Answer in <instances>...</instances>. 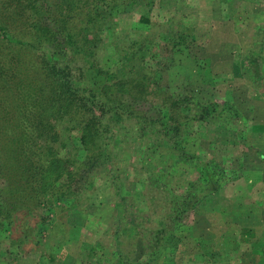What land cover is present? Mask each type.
<instances>
[{
    "label": "rangeland",
    "instance_id": "1",
    "mask_svg": "<svg viewBox=\"0 0 264 264\" xmlns=\"http://www.w3.org/2000/svg\"><path fill=\"white\" fill-rule=\"evenodd\" d=\"M122 7L112 13V32L115 34L94 42L95 48L99 47L98 53L95 51L96 58H90L77 49L72 54L70 50L66 53L65 60L71 65L74 63L85 74L82 82L77 83L81 80L76 78L74 85L94 88L105 83L104 77L96 74L94 65L117 68L120 56L109 50L110 45L114 42L121 44L127 36L132 37L139 32L148 41L146 47L136 53V58L137 64L145 71L143 82L147 84L145 98L149 103L164 107L163 111L167 113L171 103L175 102L181 118L188 114L185 112L188 107L199 109V104L211 106L217 102L230 103L241 114L232 120L193 121L191 130L185 132L188 152L204 156L208 161L237 164L244 170L239 179L210 194L196 208L187 223L170 237L156 264H264V0H156L149 12L136 9L135 13ZM105 11L103 9L107 14ZM141 15L147 16L151 24L138 23ZM7 16L9 20H17L12 18V13ZM3 17L6 15L0 11V18ZM82 19L78 15L75 21H71V24L75 22V29L85 25ZM1 23L2 19L0 61L4 60L3 65L9 67L14 63L9 51L27 52L25 55L34 69L35 78L46 82L48 78L42 75L43 54L12 48L13 45L5 47L2 40L6 29H2ZM170 25L174 30H186L187 34L183 38L184 43L175 49H172L171 41L179 39H171L168 33ZM16 37L22 40L33 38L27 31L19 32ZM83 42V46H87ZM6 82L9 83L8 80ZM9 85L13 87V84ZM44 85L51 93L49 82ZM9 96L4 109L8 112L2 113L0 106V176L8 172L3 161L5 149H10L9 154L12 155L20 148L12 140L21 133L29 135L31 129H35L34 134H43L41 130H44L41 125H28L21 131L17 125L14 129L16 120L24 117L17 114L16 99L11 93ZM9 116H13V124L7 121ZM38 117L46 126L55 127L58 121L52 109L45 110L44 114L37 113L30 119ZM7 125L13 127L9 129ZM65 125V122L59 125V130H63ZM60 133L54 137L57 138L55 144L68 138L66 131ZM76 145L79 146L77 141ZM117 147H125L126 151V159L118 167L120 182L129 189L127 194L131 201L139 208H145L143 183H134L133 188L131 183L145 172H155L163 158L161 155L168 149L167 145L154 144L149 148L136 145L132 154L133 145L125 136H120ZM43 157L46 158L45 155ZM82 157L79 151L77 160ZM50 165V168L65 170L68 164ZM70 166L74 169L76 164ZM178 168L170 173L169 178L171 185L179 189L194 180L195 173L188 166L179 165ZM106 173L107 167L103 163L89 170L94 190L89 193V200L78 208L70 207L72 199L65 194L68 183L63 181L57 183L54 196H48L46 190L42 198L16 203L7 216L2 205L9 197L10 189L0 177V264H81L79 253L82 245L94 246L111 224L114 214L110 207L113 194L108 187ZM94 177L98 179L94 180ZM251 204L257 205L259 210L249 208ZM258 212L261 214L259 218L255 217ZM160 222V215L152 217L153 224L159 225ZM58 223L69 226H53ZM68 234L70 239H67ZM47 254H52L53 262H47ZM94 259H101L99 248H96Z\"/></svg>",
    "mask_w": 264,
    "mask_h": 264
},
{
    "label": "trees",
    "instance_id": "2",
    "mask_svg": "<svg viewBox=\"0 0 264 264\" xmlns=\"http://www.w3.org/2000/svg\"><path fill=\"white\" fill-rule=\"evenodd\" d=\"M155 2L156 0H0V11L6 15L0 18L2 29H6L2 40L4 46L13 45L12 48L43 54L42 75L48 78L46 82H49L51 90V93L47 92L44 85L46 82L35 78L34 69L25 55L27 52L9 51L14 60L9 67L3 65V59L0 61L2 113L8 112L4 109L11 93L16 99L15 105L19 111L17 114L24 117L16 120L14 129L17 125L20 131L28 128V125H41L44 129L41 130L43 134H34L35 129L29 130V135L19 134L12 143L20 148L12 155L9 154L10 149H5L3 161L8 172L0 177L10 193L6 203L2 205L5 207L3 213L7 216L9 209L13 210L16 203H29L31 199L42 198L46 190L48 196H54L57 183L63 181L68 183L63 185L67 190L65 194L72 199L70 207L78 208L89 200V193L94 190L89 170L103 163L107 167L108 187L113 194L110 207L114 214L111 224L105 228L94 246L82 245L79 253L81 264H156L170 237L187 223L188 217L196 208L210 194L239 179L244 170L237 164L233 166L228 162L208 161L206 157L199 154L195 156L185 148V132L191 130L193 121L208 123L232 120L241 115L233 105L227 102H217L211 106L199 104V109L188 107L185 110L188 114L181 118L177 114L178 105L175 102L171 103L166 113L163 111L164 107L154 106L145 98V71L137 64L136 58V53L142 51L148 43L143 33L127 36L121 44L114 42L110 45L109 50L120 56L117 68L94 65L96 74L104 77L105 83L94 88L73 84L77 82L76 78L81 80L77 83L82 82L85 74L74 63L71 65L70 61L65 60L66 53L70 50L72 54L77 49L90 58H96L99 47L96 49L94 42L115 34L112 32V13L118 12L122 6V9L128 8L133 13L136 9L149 12ZM103 9L108 13L104 14ZM10 13L17 20H9L7 15ZM78 15L83 18L85 25L75 29V22L71 24V21H75ZM138 23L151 24L145 15L139 16ZM21 31L29 32L33 38H17ZM168 33L171 39H179H172V49L183 44V38L187 35L186 30H174L173 25L168 27ZM82 41L87 46H83ZM126 41L128 43L124 44ZM70 57L72 59V55ZM47 109L55 112L58 119L55 127L50 124L46 126L39 117L30 119L37 113L44 114ZM12 119L13 116H9L7 121L13 124ZM64 122V129L59 130V125H64ZM7 127L11 129L13 125ZM2 129L6 131V128ZM45 130H48V134H45ZM63 131L68 133V138L55 144L54 140L57 138L54 137ZM120 136H125L127 142L133 145L130 152L132 154L135 153L133 149L136 145H146L147 148L154 144L167 145L168 149L161 155L163 158L155 172H145L131 183L132 188L135 184L143 183L141 186L145 208H139L131 201L127 194L129 189L120 182L118 167L126 159L125 147H117ZM76 141L79 146L75 147ZM79 151L83 154L81 160H77ZM51 163L68 165L63 170L58 167L50 168ZM71 164H76L74 169L69 168L72 167ZM179 165L191 168L195 178L187 186L178 189V186L171 185L169 176L181 169L178 168ZM63 176H66L64 180ZM125 179L128 180L127 177ZM156 215L162 217L159 225L152 223V217ZM53 226L61 228L68 227L69 224L58 223ZM70 238L68 234L67 239ZM96 248L100 249L101 259H94ZM49 255L47 254L48 263L53 259L52 254Z\"/></svg>",
    "mask_w": 264,
    "mask_h": 264
},
{
    "label": "crops",
    "instance_id": "3",
    "mask_svg": "<svg viewBox=\"0 0 264 264\" xmlns=\"http://www.w3.org/2000/svg\"><path fill=\"white\" fill-rule=\"evenodd\" d=\"M264 181V180H263ZM263 184H264V182H263ZM248 187V186H247ZM249 189V188H248ZM263 190H264V186H263ZM247 193L248 194H250L251 192H248L247 191ZM253 208L254 210H256V211H258L259 209H258V206L257 205H255V204H251V205H249V208ZM248 212H249V210H248ZM257 216H255V217H258L259 218V216L261 215L260 214V212H258L257 214H256ZM243 263H245V262H243Z\"/></svg>",
    "mask_w": 264,
    "mask_h": 264
}]
</instances>
